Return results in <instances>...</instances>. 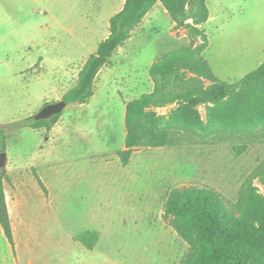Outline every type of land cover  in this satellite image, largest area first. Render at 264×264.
I'll return each mask as SVG.
<instances>
[{
    "label": "rangeland",
    "instance_id": "374dc122",
    "mask_svg": "<svg viewBox=\"0 0 264 264\" xmlns=\"http://www.w3.org/2000/svg\"><path fill=\"white\" fill-rule=\"evenodd\" d=\"M207 3L210 20L198 26L203 36L170 31L157 3L155 19L137 28L110 58L113 66L97 75L94 96L66 106L46 131L24 124L76 84L123 0H0V128L6 137L0 169L14 240L11 245L0 227V264H181L188 246L163 220L173 191L214 189L234 216L245 184L264 195L257 178L264 169L261 127L218 129L204 139L177 128L169 145L136 149L125 166L117 156L126 134L123 106L153 92L149 68L164 53L205 40L204 60L230 84L264 62V0ZM181 74L171 78V91L193 77ZM197 110L203 117L204 107ZM83 232L98 234L92 249L77 239Z\"/></svg>",
    "mask_w": 264,
    "mask_h": 264
},
{
    "label": "trees",
    "instance_id": "16d2710c",
    "mask_svg": "<svg viewBox=\"0 0 264 264\" xmlns=\"http://www.w3.org/2000/svg\"><path fill=\"white\" fill-rule=\"evenodd\" d=\"M161 3L175 29H187L203 36L198 26L207 22V0H125L122 9L109 19L108 36L97 44L78 72L76 84L61 98L67 105L84 104L94 95V83L110 58L131 38L134 29L156 3ZM191 20V23L187 21ZM203 40L161 55L149 68L155 87L125 106L124 148L117 152L123 166L136 149L161 148L170 144V132L182 128L204 139L218 129L225 133L264 128V62L240 81L219 80L202 54ZM183 80L171 91V78ZM181 74L180 77L178 75ZM208 83L203 87L201 82ZM203 83V82H202ZM204 107V116L197 108ZM165 111V112H163ZM61 113L48 119L29 118L24 126L50 131ZM12 130V128H10ZM5 131L0 128V151H6ZM0 169V227L13 245V231ZM264 185V169L257 175ZM238 216L232 215L222 196L214 189L184 187L173 191L164 205L163 220L188 246L181 264H264V195L251 182L245 184L238 202ZM77 239L92 249L98 239L94 232H83Z\"/></svg>",
    "mask_w": 264,
    "mask_h": 264
},
{
    "label": "water",
    "instance_id": "95a60500",
    "mask_svg": "<svg viewBox=\"0 0 264 264\" xmlns=\"http://www.w3.org/2000/svg\"><path fill=\"white\" fill-rule=\"evenodd\" d=\"M67 106L65 101L61 100L52 104L45 105L38 114H36L35 119H48L55 114H59ZM6 162V152H0V168L5 165Z\"/></svg>",
    "mask_w": 264,
    "mask_h": 264
},
{
    "label": "crops",
    "instance_id": "0c3cea01",
    "mask_svg": "<svg viewBox=\"0 0 264 264\" xmlns=\"http://www.w3.org/2000/svg\"><path fill=\"white\" fill-rule=\"evenodd\" d=\"M124 1H125V0H123V3H124ZM158 3H159V2H158ZM156 4H157V3H156ZM156 4H155V5H156ZM155 5H154V7H155ZM154 7H153V8H152V9L146 14V16L144 17V19L142 20V22H141V23H140V24L134 29V31H135L137 28H140V27L143 25V23H144L147 19L150 20V21L153 20V19H155V14L153 13V11H154ZM162 7H163V6H162ZM207 7H208V3H207ZM208 10H209V9H208ZM118 12H119V11H118ZM118 12H117V13H118ZM163 13H166V14H167V12H166L165 9L163 10ZM115 14H116V13H115ZM115 14H114V15H115ZM167 15H168V14H167ZM112 16H113V15H112ZM110 18H111V17H110ZM110 18H108V21H109ZM169 18H170V17H169ZM170 20H171V19H170ZM209 20H210V12H209V18H208L207 22H209ZM207 22H206V23H207ZM204 24H205V23H204ZM174 28H175V23L171 20V28H170V31H171L172 29H174ZM134 31H133V33H132V36H133V34H134ZM172 33H173V32H172ZM132 36H131V38H132ZM131 38H130V39H131ZM128 40H129V39H128ZM121 47H122V46H121ZM119 48H120V47H119ZM119 48H118V49H119ZM118 49H117V50H118ZM117 50H116V51H117ZM154 62H155V61H154ZM154 62H153V63H154ZM153 63H152V64H153ZM93 96H94V95H93ZM67 106H68V105H67ZM125 106H126V104L123 106V109H122V110H123V111H122V112H123V120H124V116H125ZM58 122H59V121H58ZM58 122H57V123H58ZM57 123H56V124H57ZM54 126H55V125H54Z\"/></svg>",
    "mask_w": 264,
    "mask_h": 264
}]
</instances>
